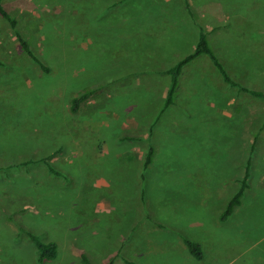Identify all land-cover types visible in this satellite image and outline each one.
<instances>
[{
    "label": "rangeland",
    "instance_id": "1",
    "mask_svg": "<svg viewBox=\"0 0 264 264\" xmlns=\"http://www.w3.org/2000/svg\"><path fill=\"white\" fill-rule=\"evenodd\" d=\"M187 1L193 20L186 0L3 1L48 72L0 17V264H39L28 233L58 245L43 264H81L80 254L91 264H150L143 249L199 264L153 221L159 215L181 224L182 241L227 256L238 249L235 263L252 262L242 246L223 250L232 239L210 227L264 237V0ZM199 31L230 83L207 56L197 59L161 113L167 70ZM246 165L240 205L221 223L214 214ZM193 215L199 221L185 222ZM258 248L264 261V241Z\"/></svg>",
    "mask_w": 264,
    "mask_h": 264
},
{
    "label": "trees",
    "instance_id": "2",
    "mask_svg": "<svg viewBox=\"0 0 264 264\" xmlns=\"http://www.w3.org/2000/svg\"><path fill=\"white\" fill-rule=\"evenodd\" d=\"M3 1L0 0V17L7 23L9 29L13 33V35L16 37V40L18 42V45L21 49V51L29 57L34 63H36L39 67V69L47 73L48 69L43 65V63L33 54V52L30 50V47L27 43V41L23 40V38L19 35L16 27V22L15 20L5 11L3 8ZM186 8L188 10V14L190 18L193 20L194 19V13L189 9L187 3H186ZM200 55H205L209 58V60L212 62V64L218 69L220 74L222 75V78L224 81L229 82L227 76L224 74V71L222 70L220 64L212 54L208 42L206 40V37L203 32L199 31L198 32V38H197V43L193 49V51L184 57L182 60H180L177 64H175L171 69L167 71V74L169 76V86L166 91L165 95V101H164V107H167L168 105L173 103L174 96L176 93V89L178 86V76L181 72V68L186 65L187 63L193 61L196 57ZM253 96L256 97H261L260 94L251 92L250 93ZM87 95H82L80 97L74 98L71 101V111L76 112L78 105L85 100ZM127 140H130V138H126ZM152 155H153V149L150 146L145 154V159H144V166H147L151 163L152 161ZM48 170L50 172H54L49 165H47ZM56 173V172H54ZM57 174V173H56ZM248 177V165H246L245 171H244V176L243 179L241 180L240 187L238 191L232 196V198L229 200L227 203L223 213L220 216L221 221H225L228 216L231 215L232 210L234 207H237L240 205V198L242 197V194L244 190L246 189V180ZM28 238L30 239L32 245L34 246L36 250V261L39 264H43L44 262H52L57 259L58 256V245L56 242L53 241H47L43 242L40 241L36 236L28 233L27 234ZM184 245L187 248L188 253L192 258L195 260L199 261L202 259V250L201 246L197 243H193L188 240H183ZM80 261L81 264H91L88 260V258L84 254H80ZM125 264H130L128 261L124 260Z\"/></svg>",
    "mask_w": 264,
    "mask_h": 264
},
{
    "label": "crops",
    "instance_id": "3",
    "mask_svg": "<svg viewBox=\"0 0 264 264\" xmlns=\"http://www.w3.org/2000/svg\"><path fill=\"white\" fill-rule=\"evenodd\" d=\"M186 2H187V4H188V7H189V9H191L190 8V6H189V1H187L186 0ZM184 6V5H183ZM182 6V9L184 10V9H186L185 10V12H186V15L189 17V14H188V10H187V8H185V7H183ZM180 11H181V7H180ZM186 15L184 16L185 18H186ZM197 38H198V33H197ZM197 38L195 39V42H194V44H192L191 46H190V48L189 47H187L186 46V43H185V40H184V47H179L178 48V60L169 68V69H171L175 64H177L180 60H182L184 57H186L187 55H189L192 51H193V49H194V47H195V45H196V43H197ZM153 48H155L154 50H153V52H151V53H149V54H151V55H155V54H157V53H159V50L157 49V47H153ZM190 49H192V51L189 53V54H186ZM201 58H205V55H200V56H198V57H196L193 61H191V62H189V63H187L186 65H184L182 68H181V72H180V74H179V76H178V78H177V80H178V86H177V89H176V93H175V96H174V100H173V103L172 104H170V105H168L167 107H164V102H163V105H162V112L161 113H163L164 112V110H166V109H169V108H171V107H173V106H175L176 105V98H177V93H178V90H179V86H180V80H179V77H180V75H181V73H182V71H183V69L184 68H186L187 66H189L191 63H194L197 59H201ZM150 61H151V63L152 64H155V63H159V62H161V61H154V60H152V59H150ZM210 64L211 65H213L212 64V62L210 61ZM214 66V65H213ZM215 67V66H214ZM216 68V67H215ZM168 69V70H169ZM167 70V71H168ZM216 70L218 71V69L216 68ZM219 72V71H218ZM219 74H220V72H219ZM168 75V74H167ZM220 76H221V78H222V75L220 74ZM169 77V76H168ZM222 80H223V78H222ZM224 81V80H223ZM168 86H169V81H168ZM168 86H167V89H168ZM167 89H166V91H167ZM166 91H165V95H166ZM164 101H165V99H164ZM160 113V114H161ZM150 147V146H149ZM148 147V148H149ZM148 150V149H147ZM154 156V155H153ZM152 156V161H153V157ZM152 161H151V163H152ZM150 163V164H151ZM149 164V165H150ZM148 166V165H147ZM146 166V167H147ZM244 176V175H243ZM189 185H191L190 183H188L187 184V186H189ZM238 191V190H237ZM232 198V197H231ZM188 203H190V202H192V201H190V200H188L187 201ZM229 202V201H228ZM228 202H226L225 204H223L224 205V209H225V207H226V205H227V203ZM186 203V201L184 202V205H186L185 204ZM176 205V204H175ZM179 205V204H178ZM153 206V205H152ZM235 208V207H234ZM224 211V210H223ZM223 211H221V212H217V213H215L214 215L215 216H217V218H218V220L221 222V223H223V222H226L227 224L229 223V220L231 219V216L233 215V212H234V209L232 210V213H231V215L230 216H228L227 218H226V220L225 221H221L220 220V216H221V214L223 213ZM153 213V212H152ZM211 214V213H210ZM210 214L208 215V216H203V215H201L203 218H204V220H201V222H208L209 220H208V218H210ZM153 217H154V215H152ZM164 218L166 217V216H163ZM163 217H161L160 215H159V218H160V220H158V219H153V221H156L157 223H159L158 225H160V227H162V229H166L167 231H168V233H170V234H176L178 237H179V240L181 241V242H183L182 241V236H181V232H182V230L180 229V228H178V227H180L181 226V224H178V223H175V222H170V221H167V220H165V219H163ZM188 218L186 219V221L185 222H190V221H199V218H197V216L196 215H193V217L192 216H187ZM152 218V217H151ZM155 218V217H154ZM184 222V223H185ZM160 223H166V224H160ZM167 223H169V224H167ZM215 226H217V224H215V225H211V227H210V231L211 232H219L218 234L220 235V236H222V237H224V236H227V237H230L231 239H232V245H231V247H230V245H226L225 247H224V249L223 250H225V251H227V250H231V248H234V247H239V246H242L243 247V251L246 253L247 251H249V252H254V257H253V259H251L252 260V262H247L248 264H264V261H259V259L261 258V256H260V253H259V251H258V249H261V248H258L259 247V244L262 242V241H264V237H259L260 236V234H258V237H257V239L256 240H250V239H247L246 238V236H243V234L241 233V234H238V232H239V230L236 228L235 230H236V232L237 233H234V230L233 231H229V230H226V229H224V227H222V226H220V228H218L217 229V231H214V229H215ZM236 227H238V226H236ZM238 230V231H237ZM181 231V232H180ZM242 232V231H241ZM197 233V231L196 230H193V229H189V228H186V230L184 229V234L185 235H187V236H190V237H194V235ZM184 240H187L186 238H183ZM133 241V240H132ZM188 241H190V240H188ZM192 242V241H191ZM193 243H195V242H193ZM144 244H145V242L143 243V244H141L140 246V248H143V246H144ZM197 244H199L200 246H201V250H202V259L201 260H199V261H197V263H199V264H238V263H235L236 262V259L240 256V254H239V252H238V249H236V251H235V249L233 250V252H232V255L231 256H227V254H225L224 252H215L214 251V249L212 248V246L210 245V244H208V242H205V243H201L200 241L197 243ZM183 246L186 248V246L184 245V243H183ZM133 247V246H132ZM147 247V246H146ZM172 248H175L174 246H172ZM183 249V248H182ZM227 249V250H226ZM132 251H135V250H133V248H132ZM186 251H187V248H186ZM142 252H145L144 254H143V258L144 259H146V261L148 262V263H150V264H160V262H161V264H178L176 261H175V263L173 262H170V263H168L167 261H165L164 259H162L161 257L163 256V255H161V254H158V253H156V254H154V255H157L158 256V259L160 260V261H158L157 259H155V257L152 255H150V251L148 250V249H143V251ZM187 253H188V251H187ZM217 253V254H216ZM218 253H220V254H218ZM188 255H189V257L190 258H192L191 256H190V254L188 253ZM143 259V260H144ZM194 259V258H193ZM185 260L187 261V262H184V264H192V263H190L189 262V259H188V257H186L185 258ZM195 260V259H194ZM145 261V262H146ZM130 263V262H129ZM130 264H133V263H130Z\"/></svg>",
    "mask_w": 264,
    "mask_h": 264
}]
</instances>
